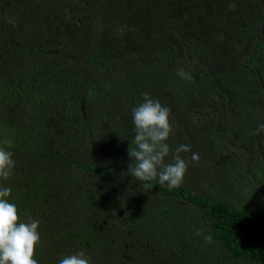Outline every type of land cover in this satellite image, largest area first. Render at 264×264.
Listing matches in <instances>:
<instances>
[{"label": "trees", "instance_id": "1", "mask_svg": "<svg viewBox=\"0 0 264 264\" xmlns=\"http://www.w3.org/2000/svg\"><path fill=\"white\" fill-rule=\"evenodd\" d=\"M145 93L171 109L165 163L190 146L179 187L123 174ZM260 124L264 0H0V183L38 264H264Z\"/></svg>", "mask_w": 264, "mask_h": 264}, {"label": "clouds", "instance_id": "2", "mask_svg": "<svg viewBox=\"0 0 264 264\" xmlns=\"http://www.w3.org/2000/svg\"><path fill=\"white\" fill-rule=\"evenodd\" d=\"M177 75L186 80L192 78L191 73L183 69ZM142 99L143 103L132 110L135 147H129L128 155L132 163L123 174L143 182L144 188L149 187L147 182L150 181H158L169 188L179 187L188 169V162L180 154L189 153L190 146L180 145L175 149L172 162L166 164L165 159L171 152L168 141L173 132L171 109L146 93ZM258 132H264V124L258 126ZM4 143L10 145L11 141ZM199 160V154L192 153L191 161ZM14 168L12 153L0 147V181H7ZM11 195V188L0 183V264H38L35 252L41 242L39 221L28 217L26 222H21L16 204L9 202ZM205 239L211 241V236ZM58 264H90V260L83 251H77L65 255Z\"/></svg>", "mask_w": 264, "mask_h": 264}]
</instances>
